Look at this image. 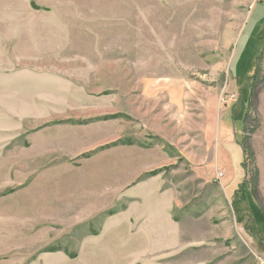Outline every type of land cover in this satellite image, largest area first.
Instances as JSON below:
<instances>
[{
  "label": "rangeland",
  "instance_id": "obj_1",
  "mask_svg": "<svg viewBox=\"0 0 264 264\" xmlns=\"http://www.w3.org/2000/svg\"><path fill=\"white\" fill-rule=\"evenodd\" d=\"M256 260L264 0H0V264Z\"/></svg>",
  "mask_w": 264,
  "mask_h": 264
},
{
  "label": "trees",
  "instance_id": "obj_2",
  "mask_svg": "<svg viewBox=\"0 0 264 264\" xmlns=\"http://www.w3.org/2000/svg\"><path fill=\"white\" fill-rule=\"evenodd\" d=\"M248 119V116L245 115L244 118H243V124L247 121ZM244 131V130H243ZM241 148H242V153H243V156H244V159L246 158H250V160L253 162L254 160V155L253 153L249 150V148L247 147L246 145V139H244L242 141V144H241ZM243 166L245 167V163H243ZM254 178L257 179L258 177V171L257 170H254Z\"/></svg>",
  "mask_w": 264,
  "mask_h": 264
},
{
  "label": "built area",
  "instance_id": "obj_3",
  "mask_svg": "<svg viewBox=\"0 0 264 264\" xmlns=\"http://www.w3.org/2000/svg\"><path fill=\"white\" fill-rule=\"evenodd\" d=\"M220 176L222 177V174H220ZM252 264H263V263L260 260H256Z\"/></svg>",
  "mask_w": 264,
  "mask_h": 264
}]
</instances>
